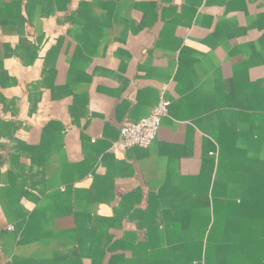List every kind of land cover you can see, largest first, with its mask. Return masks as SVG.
<instances>
[{"label": "crops", "instance_id": "0c3cea01", "mask_svg": "<svg viewBox=\"0 0 264 264\" xmlns=\"http://www.w3.org/2000/svg\"><path fill=\"white\" fill-rule=\"evenodd\" d=\"M0 264H264V0H0Z\"/></svg>", "mask_w": 264, "mask_h": 264}, {"label": "built area", "instance_id": "2783aa9c", "mask_svg": "<svg viewBox=\"0 0 264 264\" xmlns=\"http://www.w3.org/2000/svg\"><path fill=\"white\" fill-rule=\"evenodd\" d=\"M171 102L163 95L153 108L150 116L137 122H128L120 130V148H148L150 147L162 125L163 118L168 114Z\"/></svg>", "mask_w": 264, "mask_h": 264}]
</instances>
